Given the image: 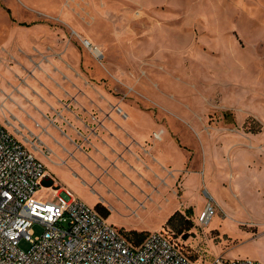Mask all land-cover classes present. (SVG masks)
Masks as SVG:
<instances>
[{
    "label": "rangeland",
    "instance_id": "1",
    "mask_svg": "<svg viewBox=\"0 0 264 264\" xmlns=\"http://www.w3.org/2000/svg\"><path fill=\"white\" fill-rule=\"evenodd\" d=\"M38 24L73 42L84 76L144 112L145 132L158 124L165 141L176 142L174 166L186 156L175 190L192 204L194 228L175 241L203 263L225 255L264 264V0H0V124L43 158L49 176L36 197L57 203V192L73 194L79 183L15 118L23 95L32 96L21 67L44 66L47 55L31 52L47 54L57 39L19 30ZM208 199L217 213L200 227L198 210ZM127 216L116 206L107 221L121 229L138 220ZM42 232L34 227L36 237ZM20 248L27 251L28 242Z\"/></svg>",
    "mask_w": 264,
    "mask_h": 264
},
{
    "label": "crops",
    "instance_id": "2",
    "mask_svg": "<svg viewBox=\"0 0 264 264\" xmlns=\"http://www.w3.org/2000/svg\"><path fill=\"white\" fill-rule=\"evenodd\" d=\"M57 23L66 25L63 20ZM24 28L19 30L52 41L57 39L53 45H47V54L36 48L31 52V58L47 55L49 61L44 66L21 67L30 75L25 86L32 96L23 95L25 106L18 105L22 115L15 118L39 137L55 158L70 167L80 188L74 196L94 207L98 203L108 206L111 215L117 206L128 215L125 218L138 219L119 226L125 230L158 232L175 212L190 210L192 204L187 197L185 202H180L175 190L176 177L185 172L186 163V156L180 167L172 163L171 149L180 150L176 142L165 141L164 135L160 140L155 139L158 124L145 132L142 110L114 97L84 76L83 69L76 65L73 42L58 39L62 32L42 24ZM22 49L19 51H25ZM151 123H154L152 119ZM12 133L27 146L19 134ZM38 158L47 167L43 158ZM189 176L188 173L184 176L188 189ZM207 178L196 180L200 184L207 182ZM209 181L211 184L210 178ZM208 201L198 210L199 214ZM151 217L158 221L148 223Z\"/></svg>",
    "mask_w": 264,
    "mask_h": 264
},
{
    "label": "built area",
    "instance_id": "3",
    "mask_svg": "<svg viewBox=\"0 0 264 264\" xmlns=\"http://www.w3.org/2000/svg\"><path fill=\"white\" fill-rule=\"evenodd\" d=\"M162 132L154 138L160 140ZM48 176L34 152L0 124V264H261L223 256L193 261L163 231L134 245L95 207L70 192H57V203L37 199ZM216 213L209 200L197 216L198 225L208 226ZM36 225L43 228L37 237ZM23 240L27 251L20 248Z\"/></svg>",
    "mask_w": 264,
    "mask_h": 264
},
{
    "label": "trees",
    "instance_id": "4",
    "mask_svg": "<svg viewBox=\"0 0 264 264\" xmlns=\"http://www.w3.org/2000/svg\"><path fill=\"white\" fill-rule=\"evenodd\" d=\"M95 209L106 219H108L111 216V211L109 207L102 203H98L95 206ZM192 211L193 210L190 209L186 212H182V211L175 212L173 215H171V217L168 219L165 225V227L170 228L172 234L171 232L165 230V228L162 231L165 232L167 236H169L174 241L177 238H182L184 240L189 239L193 235L191 231L194 228V222L191 218ZM121 232L134 245L141 244L150 234V232L138 231V230H125V229H121ZM181 248L183 249V247ZM183 251L190 259H192L193 261H197V256L189 254L184 249Z\"/></svg>",
    "mask_w": 264,
    "mask_h": 264
},
{
    "label": "bare ground",
    "instance_id": "5",
    "mask_svg": "<svg viewBox=\"0 0 264 264\" xmlns=\"http://www.w3.org/2000/svg\"><path fill=\"white\" fill-rule=\"evenodd\" d=\"M86 42H89V41H86ZM90 43V42H89ZM86 44V46H87V43H85ZM91 44V43H90ZM92 45V44H91ZM163 134V133H162ZM161 137H162V135H161ZM162 139V138H161Z\"/></svg>",
    "mask_w": 264,
    "mask_h": 264
}]
</instances>
